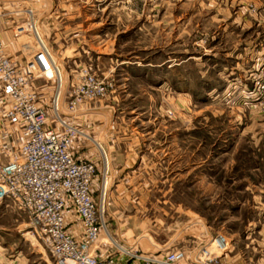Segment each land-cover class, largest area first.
<instances>
[{
    "label": "rangeland",
    "instance_id": "1",
    "mask_svg": "<svg viewBox=\"0 0 264 264\" xmlns=\"http://www.w3.org/2000/svg\"><path fill=\"white\" fill-rule=\"evenodd\" d=\"M254 2L0 0L13 57L38 34L67 87L88 64L113 78L80 111L73 145L96 164L100 243L158 253L223 232V264H264V53L245 8ZM29 221L0 200L1 257L56 264Z\"/></svg>",
    "mask_w": 264,
    "mask_h": 264
},
{
    "label": "built area",
    "instance_id": "2",
    "mask_svg": "<svg viewBox=\"0 0 264 264\" xmlns=\"http://www.w3.org/2000/svg\"><path fill=\"white\" fill-rule=\"evenodd\" d=\"M26 29L16 26L18 32ZM29 47L15 58L0 38V200L10 197L25 210L56 264H223V232L194 255L184 246L158 253L127 250L121 263L99 247L108 226L94 193L96 164L78 156L73 145L82 132L75 122L80 111L105 96L113 78L88 64L67 87L46 41L37 34ZM49 84L47 98L43 90Z\"/></svg>",
    "mask_w": 264,
    "mask_h": 264
},
{
    "label": "crops",
    "instance_id": "3",
    "mask_svg": "<svg viewBox=\"0 0 264 264\" xmlns=\"http://www.w3.org/2000/svg\"><path fill=\"white\" fill-rule=\"evenodd\" d=\"M245 8L249 9L251 11V14L255 18L254 35H255V38H256L255 39L256 40V43L260 44V46L257 45V47L255 48V50H257L258 53H261L262 54V53H264V0H255V2L254 3H251L250 5H246L245 4ZM0 18H3V17H0ZM1 34H2V32H0V38L1 37L3 38V36H1ZM25 47H29V45H27ZM243 48H246V47L244 46ZM244 53H246V50H244ZM20 57L21 56H19V55L15 56V58H20ZM75 226H76V224H75L74 221L73 222H69V227L70 228H75ZM104 245H106V246H104ZM200 246L192 247V248L186 247V248H187V251L189 252V254H192L193 253V255H194L195 252L198 250V248ZM99 247H104V248L107 247L108 252L114 254V256L117 258V260L119 262H121V263L125 262L128 259L127 255L125 254V252L123 250H121V249L120 250L113 249V244H103V243H100V239H99ZM1 256L2 255H0V257ZM226 256H227V254L223 255V259L224 258L226 259ZM18 257L19 256H16V257L10 259L8 257H4L3 256V257L0 258V264H14V263H17L16 260L18 259Z\"/></svg>",
    "mask_w": 264,
    "mask_h": 264
},
{
    "label": "bare ground",
    "instance_id": "4",
    "mask_svg": "<svg viewBox=\"0 0 264 264\" xmlns=\"http://www.w3.org/2000/svg\"><path fill=\"white\" fill-rule=\"evenodd\" d=\"M101 235H102V234H101ZM27 240H30V239L27 238Z\"/></svg>",
    "mask_w": 264,
    "mask_h": 264
}]
</instances>
